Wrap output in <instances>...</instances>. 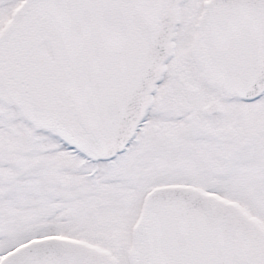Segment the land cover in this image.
Wrapping results in <instances>:
<instances>
[{"label": "snow or ice", "instance_id": "6c2138e0", "mask_svg": "<svg viewBox=\"0 0 264 264\" xmlns=\"http://www.w3.org/2000/svg\"><path fill=\"white\" fill-rule=\"evenodd\" d=\"M0 264H264V0H0Z\"/></svg>", "mask_w": 264, "mask_h": 264}]
</instances>
